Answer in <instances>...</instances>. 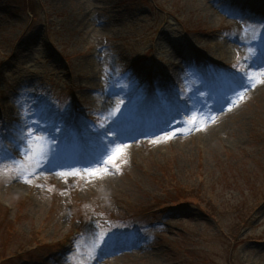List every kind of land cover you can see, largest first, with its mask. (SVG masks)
Returning <instances> with one entry per match:
<instances>
[{
  "label": "rangeland",
  "instance_id": "obj_1",
  "mask_svg": "<svg viewBox=\"0 0 264 264\" xmlns=\"http://www.w3.org/2000/svg\"><path fill=\"white\" fill-rule=\"evenodd\" d=\"M27 1L0 0V264H264V0Z\"/></svg>",
  "mask_w": 264,
  "mask_h": 264
},
{
  "label": "snow or ice",
  "instance_id": "obj_2",
  "mask_svg": "<svg viewBox=\"0 0 264 264\" xmlns=\"http://www.w3.org/2000/svg\"><path fill=\"white\" fill-rule=\"evenodd\" d=\"M234 13H235V10H232V9H230L229 12H228V14H234ZM239 87H245V85L242 84V85H239ZM240 98L243 99V96L241 95ZM113 115H115V113H113ZM21 132H22V129H21ZM28 132H29V135H31L32 134V129H29ZM167 138L168 137H165V139H167ZM34 139L42 140V139H44V137H34ZM96 162L99 163V161H96ZM86 171L89 173V175H97L98 176V175L101 174V171H97V170H93V169H86ZM103 171H106V169L103 170ZM72 174H79V173H75V172L69 173V175H72ZM104 239H105V237H104V235H102L101 236V240H104Z\"/></svg>",
  "mask_w": 264,
  "mask_h": 264
},
{
  "label": "trees",
  "instance_id": "obj_3",
  "mask_svg": "<svg viewBox=\"0 0 264 264\" xmlns=\"http://www.w3.org/2000/svg\"><path fill=\"white\" fill-rule=\"evenodd\" d=\"M22 5L24 6V8L28 9V10H32V6L28 3L27 0H23ZM178 196V194H176Z\"/></svg>",
  "mask_w": 264,
  "mask_h": 264
}]
</instances>
